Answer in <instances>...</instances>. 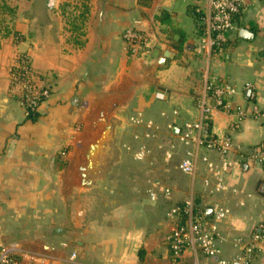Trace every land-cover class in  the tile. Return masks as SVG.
<instances>
[{
    "label": "crops",
    "instance_id": "1",
    "mask_svg": "<svg viewBox=\"0 0 264 264\" xmlns=\"http://www.w3.org/2000/svg\"><path fill=\"white\" fill-rule=\"evenodd\" d=\"M55 1L53 9L49 0L26 2L15 22L25 42L16 46L12 36L0 41V240L20 247L27 260L48 264H72L73 253L75 264H218L189 250L180 261L172 254L170 213L194 194L210 220L216 203L229 210L218 239L223 259L240 255L237 238L258 233L264 242V166L245 159L264 145V120L251 115L234 131L236 116L215 113L214 133L231 134L234 146L228 190L213 197L203 189L213 178L202 159L219 164L218 154L179 141L184 124L199 118L206 67L236 88L229 98L233 111H264V0H247L226 49L210 61L192 53L200 38L197 0H152L150 7L139 0H90L84 20L83 7L67 20L62 1ZM131 28L154 37L151 56L130 57L123 35ZM242 29L253 39L241 38ZM167 50L175 58L160 67ZM21 52L30 56L41 85L52 88L35 121L11 84ZM137 118L152 126L133 124ZM104 134L88 171L91 184L83 187L86 152ZM143 146L150 153L138 160ZM193 150L198 170L188 176L180 164ZM162 187L171 189L170 198ZM251 264H264V251Z\"/></svg>",
    "mask_w": 264,
    "mask_h": 264
},
{
    "label": "built area",
    "instance_id": "2",
    "mask_svg": "<svg viewBox=\"0 0 264 264\" xmlns=\"http://www.w3.org/2000/svg\"><path fill=\"white\" fill-rule=\"evenodd\" d=\"M247 0H197L196 12L199 15L200 38L192 53L210 61L211 58L221 55L226 49L231 35L237 30V22L245 11ZM50 8L55 7V0L48 3ZM123 38L127 44L130 57L143 59L156 48L154 37L150 32L137 28L127 30ZM18 65L11 71V84L19 90L20 99L26 112H38L41 105L52 97L51 86L41 85L43 80L31 66L29 56L19 57ZM204 72V88L197 100L199 118L196 121L184 124L179 134V141L186 147L195 146L204 148L218 154L219 164L205 156L202 161L207 164L208 174L213 178H206L203 189L208 197L216 196L228 190L225 177L232 165L230 154L234 142L231 134L216 135L213 131V122L216 112H226L234 115L237 121L232 123L231 129L241 128V123L251 115L254 119L264 120V111L254 107L249 114L246 109L232 110L230 97L237 94L234 86L228 82L211 75L208 67ZM251 89L250 85L246 87ZM135 125L152 126L144 119H132ZM174 148V147H173ZM150 151L143 146L137 153L138 160H144ZM246 162L264 166V147L258 146L245 156ZM198 153L188 151L186 158L180 164L183 174L194 176L198 170ZM241 162L238 161L236 165ZM161 187V184H156ZM163 193L170 198L172 191L163 188ZM150 196L153 201L158 199L156 192L151 189ZM211 220L206 210L201 209L195 202V195L191 194L182 205L172 210L170 216L174 219V228L168 239L172 254L176 261H180L186 251L199 253L206 258L214 259L218 264H251L259 251H264V242L261 234L254 233L251 238H237L235 247L241 250L240 255L233 262L222 258V251L218 246L220 237V224L229 216V210L216 203L212 208ZM78 255L73 253L71 263L75 264ZM0 264H48L43 258H30L27 260L20 247L15 244H6L0 240Z\"/></svg>",
    "mask_w": 264,
    "mask_h": 264
},
{
    "label": "rangeland",
    "instance_id": "3",
    "mask_svg": "<svg viewBox=\"0 0 264 264\" xmlns=\"http://www.w3.org/2000/svg\"><path fill=\"white\" fill-rule=\"evenodd\" d=\"M8 1H9V4H10L8 6L11 7L14 10V12L13 13L12 12H8L5 15L1 16V20H3L4 22L0 21V41H2V39H4V37H3L4 34H5V28L4 27H6L7 30L11 32L10 36L13 37V40H14L13 42L17 46L18 44L24 43L25 40H24V38H23V36L21 34L19 35L18 33L15 32V24H16L15 22L18 19V15H21V16L24 15L23 12H24L25 7H26V2L31 1V0H8ZM37 1L40 4V1H42V0H37ZM60 1H62V4H63L61 9H60V12L63 13L64 15H66V19L68 20L69 18L73 19L76 16H78L80 14V12L82 11V5L85 4L86 2H87V4H89L90 0H60ZM55 6H56V1H55ZM48 8L49 9H53L55 7L50 8L48 6ZM154 52H155V49H153L149 53V55L147 57L151 56ZM25 56H29V55L26 52H21L20 55H19V57H21L22 59ZM19 57H18V59H19ZM29 58H30V56H29ZM29 61H31V60H29ZM18 62H19V60L17 61L16 66L18 65ZM31 66L33 67V62L32 61H31ZM15 67H13V68H15ZM13 68L11 69V71L13 70ZM12 88L16 89V88H14L13 85H12ZM16 92H18V96H19L18 99H19L21 105L23 106V108L25 109V107H24V105H23V103L21 102V99H20L19 90H17ZM177 160L180 161L181 160V156H178ZM177 178L179 179L178 176H177Z\"/></svg>",
    "mask_w": 264,
    "mask_h": 264
},
{
    "label": "water",
    "instance_id": "4",
    "mask_svg": "<svg viewBox=\"0 0 264 264\" xmlns=\"http://www.w3.org/2000/svg\"><path fill=\"white\" fill-rule=\"evenodd\" d=\"M241 38L243 39H253V35L245 29L241 30ZM175 58V54L174 52L167 50L166 52H164L160 62H159V66L163 67L166 65L167 61L169 59L173 60ZM175 134H178V129L174 130ZM107 134V133H106ZM106 134L102 135L94 144H92L87 152H86V158H87V165L82 168L81 171V176H82V185L83 187H89L91 184V180L88 178V171L90 169H92L93 165H94V159L98 157V155L100 154L103 145H104V141L106 138ZM209 214H211V211L208 212ZM238 264V263H236Z\"/></svg>",
    "mask_w": 264,
    "mask_h": 264
},
{
    "label": "trees",
    "instance_id": "5",
    "mask_svg": "<svg viewBox=\"0 0 264 264\" xmlns=\"http://www.w3.org/2000/svg\"><path fill=\"white\" fill-rule=\"evenodd\" d=\"M139 4L142 5V6H145V7H150L151 4H152V0H139ZM82 7H83V13L81 14V18H83V20H84L86 18V14L89 12L88 11L89 8H88L87 4H83ZM8 12H12L13 13L14 10L11 7H9L8 4L1 3L0 4V21H3V20H1V16L5 15ZM194 17L197 20V22L199 23V21H200L199 20V15L196 12V9L194 11ZM4 28H5V34H4L3 37L6 38V37L11 35V32L8 31L6 27H4ZM199 28H201L200 24H199ZM183 45H184V40L182 39V40L179 41V45L177 46V49L181 51L183 49ZM39 115H40L39 111L38 112H32L31 110H27V118L29 120L35 121L38 118ZM262 147H264V145Z\"/></svg>",
    "mask_w": 264,
    "mask_h": 264
}]
</instances>
